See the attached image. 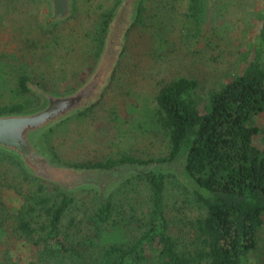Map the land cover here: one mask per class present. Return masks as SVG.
<instances>
[{
    "label": "trees",
    "instance_id": "1",
    "mask_svg": "<svg viewBox=\"0 0 264 264\" xmlns=\"http://www.w3.org/2000/svg\"><path fill=\"white\" fill-rule=\"evenodd\" d=\"M207 4L208 0L187 1L183 17L192 24L193 39L201 33ZM143 13L141 0L133 24L142 23ZM111 17L110 10L101 16L94 60L101 53ZM251 55L240 75L211 93L204 112L195 102L198 83L194 79H174L160 88L151 119L166 139L165 156L143 160L124 155L97 163H65L85 170L134 165L159 168L136 171L125 183L132 187L140 183L145 191L143 210L127 219L120 218L113 194L102 201L103 197L94 193L100 191L94 189L82 191L91 206L78 205L82 210L78 217L74 211L79 194H70L56 172L52 181L31 177L14 157L0 152V164L12 168L2 174L0 186L22 200L20 207L10 212L0 194V232L11 220L13 234L36 248L28 264H249V253L258 247L264 214V149L254 144L260 130L253 124L255 117L264 114V1ZM29 80L24 74L18 77L13 92L17 99L9 105L0 104V115L38 107ZM93 107L74 119L86 116ZM48 136L45 143L60 161ZM170 192L192 214L179 219L184 237L170 234ZM129 227L131 238L115 241ZM0 264L19 263L9 259Z\"/></svg>",
    "mask_w": 264,
    "mask_h": 264
},
{
    "label": "rangeland",
    "instance_id": "2",
    "mask_svg": "<svg viewBox=\"0 0 264 264\" xmlns=\"http://www.w3.org/2000/svg\"><path fill=\"white\" fill-rule=\"evenodd\" d=\"M137 1L74 0L68 20L49 24L48 7L42 0H0L1 105L16 101L13 92L22 74L30 78L28 86L39 105L40 90L73 92L97 74L94 79L99 86L93 83L97 90L92 111L76 119L73 116L54 133L44 135L43 146L58 163H97L124 155L143 160L165 156L166 139L151 119L160 88L174 79H194L198 83L195 102L204 112L211 93L240 75L251 59L264 0H208L205 22L194 39L192 24L183 17L188 0H142V23L135 25L131 20ZM109 10L112 17L101 53L94 60L97 27L102 14ZM253 124L260 130L254 144L264 149V114L255 117ZM47 135L60 161L47 147ZM9 169L12 168L7 163L0 164V185L2 174ZM56 174L70 194H79L74 214L80 217L79 206H91L90 198L81 193L93 189H76L85 180H73L64 171ZM128 179L105 196L104 189L100 193L93 191L103 197L102 201L113 194L123 219L145 205L144 187L140 183L138 187L125 185ZM173 193L167 199L170 234L184 237L179 219L192 214ZM0 194L10 212L22 204L21 198L9 189L0 186ZM132 227L116 236L115 241L129 240ZM35 255L33 245L13 234L11 220L5 223L0 232V263L10 259L28 264ZM249 264H264V214L258 247L249 253Z\"/></svg>",
    "mask_w": 264,
    "mask_h": 264
},
{
    "label": "water",
    "instance_id": "3",
    "mask_svg": "<svg viewBox=\"0 0 264 264\" xmlns=\"http://www.w3.org/2000/svg\"><path fill=\"white\" fill-rule=\"evenodd\" d=\"M48 7V23L59 24L69 19L72 12L74 0H42ZM138 0L135 4L134 23L137 16ZM112 74V73H111ZM110 77L107 80L109 83ZM95 85L92 83L87 87L77 89L65 94H55L39 91L42 103L35 109L20 113L0 115V152L14 157L31 177L52 181L56 177L55 172L64 171L71 178L76 175L92 176L85 169H75L58 163L53 156L44 148L43 137L48 130L57 124L76 116L91 108L95 102ZM102 94V93H101ZM101 97V96H100ZM159 170L157 167L144 166H122L110 170H100V176H112L110 181L101 185L97 181H84L77 186L94 190L104 189L102 196L108 190L117 187L123 180L130 178L136 171ZM172 172V171H169Z\"/></svg>",
    "mask_w": 264,
    "mask_h": 264
},
{
    "label": "flooded vegetation",
    "instance_id": "4",
    "mask_svg": "<svg viewBox=\"0 0 264 264\" xmlns=\"http://www.w3.org/2000/svg\"><path fill=\"white\" fill-rule=\"evenodd\" d=\"M96 75L93 76L92 80H90V82H88L84 87H87L91 83H97L96 80L94 79V78H96ZM97 86H99L98 83H97ZM96 90L97 89H95V92H96ZM92 100H94V97H92ZM85 171L88 172L89 174H91L92 176H89V177L88 176H85V177H83L82 175L77 174L76 177L77 178H81L82 180H85V181L86 180L87 181H90V182L97 181L101 185H103L104 183H106V182L110 181V179H112V176L110 174L108 176H100V174H99V171L100 170L99 169H96V170H90L89 169V170H85ZM77 178H71V179L76 180Z\"/></svg>",
    "mask_w": 264,
    "mask_h": 264
}]
</instances>
